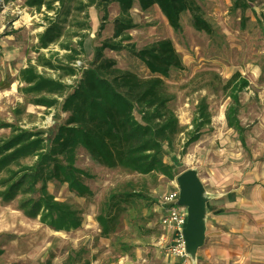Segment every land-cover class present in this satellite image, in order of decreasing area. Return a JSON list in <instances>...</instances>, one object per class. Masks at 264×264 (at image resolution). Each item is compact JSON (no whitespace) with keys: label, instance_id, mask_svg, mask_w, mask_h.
Wrapping results in <instances>:
<instances>
[{"label":"rangeland","instance_id":"374dc122","mask_svg":"<svg viewBox=\"0 0 264 264\" xmlns=\"http://www.w3.org/2000/svg\"><path fill=\"white\" fill-rule=\"evenodd\" d=\"M233 1L196 0L204 18L212 24L211 32L195 28L189 11L181 16L182 29L176 30L157 4L142 7L135 2L131 9L136 25L128 30L133 36L130 42L141 48L170 38L184 64L182 69H172L169 76H161L170 96L168 106L184 128L164 155L175 177L160 170L140 174L122 167L111 168L78 145L75 165L86 171L84 181L94 193L81 196L58 179L49 180L48 189L57 199L72 202L82 210L81 225L71 230L56 229L41 221L40 216H28L20 208L22 194L10 201L0 197V264H162L169 246L163 240L167 231L161 223L165 213L161 200L181 172L192 168L205 183L207 177L222 179L225 185L221 187L227 190L239 186L240 177L251 169L264 168V0H251L245 11L234 9ZM25 2L0 0V123L42 130L44 136L50 137L68 114L61 109V103L47 107L30 101L32 95L23 92L26 84L19 71L36 63L41 52L46 56L58 52L63 57L68 51L58 43L39 48V32L56 16L54 10L45 6L38 10ZM72 4L73 11L63 24L62 40L76 44L80 37L75 34H86L78 57L86 67L96 46L114 38L120 8L112 2L104 17V12L93 5L86 10V19L84 11L76 9L75 0ZM80 22H87L89 27L81 29ZM104 54L115 59L118 67L141 77L157 75L127 48L106 47ZM38 69L59 75L49 67L38 65ZM236 71L250 81L240 92L238 118L244 126L243 140L226 118L232 100L223 84ZM65 79L72 81L69 76ZM203 101L211 120L200 129L199 138L187 144ZM10 132V126H0V137ZM32 161L33 158L23 159ZM112 194L119 195L113 200ZM109 212L115 223L107 234L98 216Z\"/></svg>","mask_w":264,"mask_h":264},{"label":"trees","instance_id":"16d2710c","mask_svg":"<svg viewBox=\"0 0 264 264\" xmlns=\"http://www.w3.org/2000/svg\"><path fill=\"white\" fill-rule=\"evenodd\" d=\"M72 1L26 0V5L38 10L45 6L54 10L56 16L39 32V48L58 43L68 52L63 57L58 52L49 56L41 52L36 63H30L19 71L20 79L26 84L23 92L32 95L30 101L47 107L61 103V109L68 114L66 121L50 137L44 136L42 130L0 123V126L11 127L9 136L0 137V197L10 201L22 194L19 205L28 216H40L44 223L64 230L80 226L83 212L74 203L57 199L49 191L48 181L58 179L67 182L70 189L81 196L94 193L84 181L86 171L75 165L78 145L83 146L96 161L111 168L122 167L140 174L160 170L170 178L176 175L172 165L164 160V155L184 128L168 106L170 96L161 76H169L172 69H182L184 64L170 38L141 48L130 42L133 36L128 30L136 25L131 13L134 3L138 2L142 7L157 4L176 30L182 29L181 16L187 11L192 15L195 28L207 32L213 30L196 0H75L76 9L84 11L86 19V10L93 5L104 12V17L108 15V6L112 2H117L120 8L115 17L114 38L96 46L88 66H77L74 63L80 59L86 34H75L80 37L76 44L62 40L63 24L73 11ZM250 2L234 0L233 7L245 11ZM88 27L87 22L80 24L81 29ZM125 40L129 42L124 44ZM106 47L127 48L157 75L141 77L118 67L115 59L104 54ZM38 65L57 70L59 75L46 74L38 69ZM65 76L71 77L72 81H67ZM249 84V79L240 71L223 84L232 100L226 112L228 125L239 132L242 140L244 126L238 118L240 92ZM210 120V112L203 101L186 143L197 140L200 129ZM26 158H33V161L23 162ZM135 193L142 195L141 192ZM118 195L112 194L113 200ZM108 215L98 216L102 230L107 234L115 223L110 212ZM2 252L0 249V255Z\"/></svg>","mask_w":264,"mask_h":264},{"label":"crops","instance_id":"0c3cea01","mask_svg":"<svg viewBox=\"0 0 264 264\" xmlns=\"http://www.w3.org/2000/svg\"><path fill=\"white\" fill-rule=\"evenodd\" d=\"M259 169H251L239 186L227 190L222 179L207 177L205 183L199 176L206 198L204 244L187 257L167 248L162 264H264V168ZM163 229L170 246L172 233L165 225Z\"/></svg>","mask_w":264,"mask_h":264},{"label":"water","instance_id":"95a60500","mask_svg":"<svg viewBox=\"0 0 264 264\" xmlns=\"http://www.w3.org/2000/svg\"><path fill=\"white\" fill-rule=\"evenodd\" d=\"M180 187L179 202L187 207L188 217L185 227L187 248L194 251L205 241V208L204 184L196 170L190 168L177 176Z\"/></svg>","mask_w":264,"mask_h":264},{"label":"built area","instance_id":"2783aa9c","mask_svg":"<svg viewBox=\"0 0 264 264\" xmlns=\"http://www.w3.org/2000/svg\"><path fill=\"white\" fill-rule=\"evenodd\" d=\"M81 66L82 61L76 60L74 63ZM180 187L177 181L173 182V188L162 196V203L165 213L162 223L171 231L172 240L169 250L175 256H188V248L185 239V227L187 223V207L179 202Z\"/></svg>","mask_w":264,"mask_h":264}]
</instances>
